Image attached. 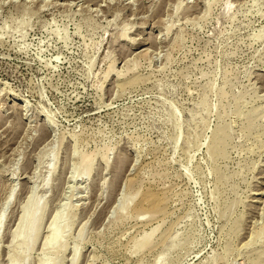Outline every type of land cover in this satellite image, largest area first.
<instances>
[{
	"label": "rangeland",
	"instance_id": "obj_1",
	"mask_svg": "<svg viewBox=\"0 0 264 264\" xmlns=\"http://www.w3.org/2000/svg\"><path fill=\"white\" fill-rule=\"evenodd\" d=\"M0 264H264V0H0Z\"/></svg>",
	"mask_w": 264,
	"mask_h": 264
},
{
	"label": "bare ground",
	"instance_id": "obj_2",
	"mask_svg": "<svg viewBox=\"0 0 264 264\" xmlns=\"http://www.w3.org/2000/svg\"><path fill=\"white\" fill-rule=\"evenodd\" d=\"M216 137H217V136H216ZM214 138H215V137H214ZM31 199H32V198H31ZM30 202H31V200H30ZM30 202L24 207V212H23V215H22V218H21V219H25L28 210L31 209L32 205H30ZM30 206H31V207H30ZM152 208H153V207H152ZM34 212H35V211H34ZM36 219H37V217H36V215H35V213H34V219H33V222H34V223H35ZM166 250H167V249H166Z\"/></svg>",
	"mask_w": 264,
	"mask_h": 264
}]
</instances>
